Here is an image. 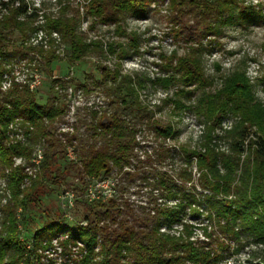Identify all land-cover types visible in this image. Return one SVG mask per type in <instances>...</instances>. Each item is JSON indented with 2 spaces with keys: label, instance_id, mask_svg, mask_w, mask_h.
Wrapping results in <instances>:
<instances>
[{
  "label": "trees",
  "instance_id": "trees-1",
  "mask_svg": "<svg viewBox=\"0 0 264 264\" xmlns=\"http://www.w3.org/2000/svg\"><path fill=\"white\" fill-rule=\"evenodd\" d=\"M164 1L55 0L46 8L45 2L34 7L27 0H0V175L9 192L1 209L0 264H57L46 254L56 249L61 264H224L231 244L238 252L245 238L263 247L264 264V101L244 61L216 85L205 72L208 50L202 43L219 37L223 27L264 19L263 8L239 0H168L173 37L187 49L161 54L166 76L151 83L173 90L162 101L173 116L191 112L203 124L195 146L179 145L182 166L176 169L170 163L175 149L168 145L179 135L175 123L157 117L140 98L144 82L122 72L128 46L138 43L127 20L147 17ZM98 26H114L118 40L90 38ZM93 54L113 56L115 67L99 64L100 79L56 77L55 63L75 66ZM12 58L24 60L30 75L49 80L46 94L30 88L32 77L24 84L12 79L2 89ZM72 87L86 95L103 93L109 104L85 107L72 132H61ZM228 117L234 123L223 127ZM19 130L24 140L14 137ZM149 140L151 151L141 158L139 149L149 147ZM18 158L24 164L16 165ZM113 173L120 178L113 194L91 199L89 184ZM69 178L81 221L62 213L38 223L42 215L34 206L41 195ZM136 181L148 189L146 205L125 197Z\"/></svg>",
  "mask_w": 264,
  "mask_h": 264
},
{
  "label": "rangeland",
  "instance_id": "rangeland-1",
  "mask_svg": "<svg viewBox=\"0 0 264 264\" xmlns=\"http://www.w3.org/2000/svg\"><path fill=\"white\" fill-rule=\"evenodd\" d=\"M34 7H42L45 2L46 8H51L55 0H27ZM82 0H79V2ZM246 6L261 5L264 13V0H239ZM168 0H165L161 5L152 7L151 12L142 19H128L126 28L128 31H136L138 33V43L135 47L128 46V55L123 62L122 72L124 74L132 75L137 79L140 78L145 87L140 91V98L156 112L157 117L164 120H171L175 123L179 135L174 141H168V145L175 149L173 160H170L172 168H180L182 160L176 153L179 145L190 144L195 146L203 131V124L191 112H184L180 117L173 116L171 109L164 106L162 101L171 95L173 90H165L158 85H153L152 80L158 76H166L162 71L160 64L161 54H170L173 50H177L183 54L187 49L185 41L181 38L176 39L172 34V25L168 21ZM88 20L83 21V28H87ZM90 38H100L105 42L118 40L114 34V26H98L97 29L89 33ZM203 45L208 51L204 54V68L207 75L215 78V84L221 83L223 75L229 73L236 64L244 61L247 70L248 78L254 85L256 96L259 100L264 101V19L249 24H234L231 26L223 27L222 34L219 37L210 35L202 40ZM116 59L110 55L93 54L86 58L84 61L75 66H70L66 62H57L54 64L56 77H70L75 79H85L87 75H93L95 78L100 79L101 73L99 72L98 65L103 64L110 68H114ZM25 61L20 59H10L8 68H10V76H5L6 81L3 82L2 89L6 90L9 86L10 80L14 79L15 82L24 84L28 82V78H34V74L40 78V84L37 90L41 94H46V89L49 87V80L43 77L41 73H31L24 67ZM67 104L69 106V113L66 117V122L60 125L61 132H72V126L77 122L78 117L83 113L85 107L94 106L95 109H101L108 106L109 101L98 91H94L89 95L84 94L80 90H75L73 87L67 90ZM157 106L161 109L158 110ZM234 123L231 117L224 120L222 126L230 127ZM17 130L16 128H14ZM84 129H80L83 133ZM21 131L13 135L16 139L24 140ZM216 134H221L218 131ZM141 136V135H140ZM141 138V137H140ZM219 147L225 148L227 143L224 140H218ZM149 147H142L139 149V155L144 158L146 150L151 151L150 146L153 145L152 141L146 142ZM38 150H42L39 147ZM41 151H37V155ZM67 157L69 160H74L72 151L69 150ZM24 164L21 158L16 159V165ZM195 172V168L193 169ZM74 180L69 178L68 184L62 183L58 190L52 192L51 189H46L45 193L41 195V200L36 207L35 211L38 215H42V219L38 223L46 219L52 220L59 218L62 213L65 218L73 222L81 221L82 206L76 203V194L73 190L72 182ZM117 183H120V178L116 173L102 182L90 183V198L93 199L100 195L109 198L113 194V190ZM71 184V185H70ZM140 182L128 186V191L125 197L131 203L136 205H146L147 188L140 189ZM196 190H202L196 185ZM6 189V179L0 175V229L2 219V206L6 204L9 199V192ZM82 195L80 196V198ZM190 218V217H189ZM195 223V221H191ZM197 235L203 237L202 231L197 229ZM232 247L228 251L227 258L224 264H261L263 257V247L255 243L251 238L243 240V246L238 252L234 250L236 245L231 244ZM48 258L54 259L57 264L64 262L63 256L60 255V250H50L46 252Z\"/></svg>",
  "mask_w": 264,
  "mask_h": 264
},
{
  "label": "built area",
  "instance_id": "built-area-1",
  "mask_svg": "<svg viewBox=\"0 0 264 264\" xmlns=\"http://www.w3.org/2000/svg\"><path fill=\"white\" fill-rule=\"evenodd\" d=\"M34 77H35V80H32L31 82H30V88L33 90V89H35V88H37V86L41 83L40 82V77L38 76V75H35L34 74ZM34 79V78H33ZM10 82H11V80H10ZM9 85H10V83H9ZM42 158V153H40V154H38V161L40 160Z\"/></svg>",
  "mask_w": 264,
  "mask_h": 264
}]
</instances>
